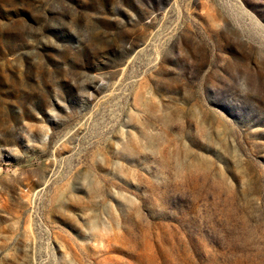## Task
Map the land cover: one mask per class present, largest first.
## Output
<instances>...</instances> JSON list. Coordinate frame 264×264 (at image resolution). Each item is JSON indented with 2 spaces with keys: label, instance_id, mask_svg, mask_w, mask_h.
<instances>
[{
  "label": "rangeland",
  "instance_id": "rangeland-1",
  "mask_svg": "<svg viewBox=\"0 0 264 264\" xmlns=\"http://www.w3.org/2000/svg\"><path fill=\"white\" fill-rule=\"evenodd\" d=\"M0 264H264V0H0Z\"/></svg>",
  "mask_w": 264,
  "mask_h": 264
}]
</instances>
